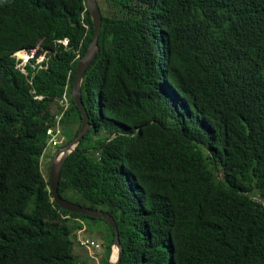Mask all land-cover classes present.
<instances>
[{
  "label": "trees",
  "instance_id": "obj_1",
  "mask_svg": "<svg viewBox=\"0 0 264 264\" xmlns=\"http://www.w3.org/2000/svg\"><path fill=\"white\" fill-rule=\"evenodd\" d=\"M97 1L92 129L60 197L114 218L121 264H264V0ZM93 36L86 0H0V264H82L80 235L103 247L90 222L115 242L61 209L43 171L81 128L65 124L82 120L72 89Z\"/></svg>",
  "mask_w": 264,
  "mask_h": 264
},
{
  "label": "water",
  "instance_id": "obj_2",
  "mask_svg": "<svg viewBox=\"0 0 264 264\" xmlns=\"http://www.w3.org/2000/svg\"><path fill=\"white\" fill-rule=\"evenodd\" d=\"M86 2L94 25V36L85 55L78 62L76 78L72 89V99L82 112V125L77 137L68 145L59 149L54 155L49 173L50 191L53 194V200L61 207V209L71 214L83 215L94 219H102L112 228L115 234V247L119 250V254L117 261H112L111 264H121L125 251L121 242L119 229L114 218L108 213L70 203L62 199L59 192L61 172L66 159L72 152L76 151L77 146L81 143L90 129H92L90 116L83 101L82 84L86 71L92 65L100 51L99 38L102 29L103 16L97 0H86Z\"/></svg>",
  "mask_w": 264,
  "mask_h": 264
},
{
  "label": "rangeland",
  "instance_id": "obj_3",
  "mask_svg": "<svg viewBox=\"0 0 264 264\" xmlns=\"http://www.w3.org/2000/svg\"><path fill=\"white\" fill-rule=\"evenodd\" d=\"M108 7L109 6L106 5L105 9L107 10ZM113 9H115V6L113 7ZM113 9L110 8L111 14L114 13ZM35 51L37 52V50H35ZM27 53L29 54L30 57H32L34 55V50L32 52L28 51V50H20V51H18L17 56L19 54H21L18 56L19 58H23V57L27 58V57H29V56H27ZM51 53H53V52H51ZM62 101L64 103H62ZM62 101L60 102L61 112L58 114V116L55 119V121L57 123L61 122V120L64 117V114L67 112V110L70 109V106H71L70 100L67 99V97H65ZM81 121L82 120H80L79 117H74V118L70 119L69 121H67V123L65 124V127L68 129H71L73 131L75 129H78L79 123L82 125ZM51 130L52 129L47 130L48 131L47 135L49 136V142H50L51 146L52 145L56 146L54 144L55 138L53 137V134L49 132ZM60 146H59V148H60ZM54 148L53 149L50 148V150L45 154V156L43 158V171H44V174L47 178H49L51 162L54 158L55 153L59 149V148H57V149H54ZM51 155H53V158L50 161ZM261 195L262 194L259 192L258 194H256V198H257V200H259L260 202H262L264 204V198L261 197ZM30 213H31V208H29L28 213L24 214L23 217L26 219L30 218L29 217ZM85 227H88V230L83 233V236L84 237L87 236V237L97 238L103 244V247H101L102 249L98 253L92 252L90 250H84V249L79 248L78 250L75 251L76 256L79 258V260H80V262H82V264H85V263L86 264H104L106 255L108 256V252H106V250H107L106 248L108 247V245L111 243V240H112V233H111L110 228L106 224H104L103 222H100V221L85 223ZM80 237H81V235H80ZM115 245H116L115 242L111 243V247H113V248H112L111 256L109 258L110 264L114 258V253L116 250Z\"/></svg>",
  "mask_w": 264,
  "mask_h": 264
},
{
  "label": "built area",
  "instance_id": "obj_4",
  "mask_svg": "<svg viewBox=\"0 0 264 264\" xmlns=\"http://www.w3.org/2000/svg\"><path fill=\"white\" fill-rule=\"evenodd\" d=\"M65 45H67V41H65ZM27 56H29V54ZM30 58L31 57L29 56L27 58L23 57V58H20V59H22L24 62H27ZM62 103H64V102L62 101ZM49 132L52 133L53 134V137L55 138V140H54V144L55 145H58L59 143H61L58 140V138H57L58 137V134L54 133L55 131L51 130ZM78 242H79L80 246L83 249H85V250H90V251L96 252V253H97V251H100L101 250V246L97 242H95V241H91V240L85 239V238H80L78 240Z\"/></svg>",
  "mask_w": 264,
  "mask_h": 264
},
{
  "label": "bare ground",
  "instance_id": "obj_5",
  "mask_svg": "<svg viewBox=\"0 0 264 264\" xmlns=\"http://www.w3.org/2000/svg\"><path fill=\"white\" fill-rule=\"evenodd\" d=\"M19 53H20V52H19ZM19 55H21V54H19ZM19 55H18V56H19ZM118 254H119V250L116 248L115 253H114V258H113V261H114V262L117 261V259H118Z\"/></svg>",
  "mask_w": 264,
  "mask_h": 264
},
{
  "label": "crops",
  "instance_id": "obj_6",
  "mask_svg": "<svg viewBox=\"0 0 264 264\" xmlns=\"http://www.w3.org/2000/svg\"><path fill=\"white\" fill-rule=\"evenodd\" d=\"M83 225H84V224H83ZM84 227H85V225H84ZM87 228H88V227L85 228L86 231H87ZM79 235H80V233L77 234V237H78ZM80 238H81V237H80ZM77 240H78V239H77ZM84 250H85V249H84Z\"/></svg>",
  "mask_w": 264,
  "mask_h": 264
},
{
  "label": "clouds",
  "instance_id": "obj_7",
  "mask_svg": "<svg viewBox=\"0 0 264 264\" xmlns=\"http://www.w3.org/2000/svg\"><path fill=\"white\" fill-rule=\"evenodd\" d=\"M27 55H28V53H27Z\"/></svg>",
  "mask_w": 264,
  "mask_h": 264
}]
</instances>
